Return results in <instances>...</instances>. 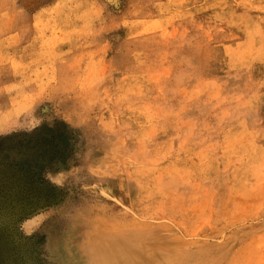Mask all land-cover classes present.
Here are the masks:
<instances>
[{
    "label": "rangeland",
    "instance_id": "374dc122",
    "mask_svg": "<svg viewBox=\"0 0 264 264\" xmlns=\"http://www.w3.org/2000/svg\"><path fill=\"white\" fill-rule=\"evenodd\" d=\"M98 235L264 264V0H0V264Z\"/></svg>",
    "mask_w": 264,
    "mask_h": 264
},
{
    "label": "bare ground",
    "instance_id": "6f19581e",
    "mask_svg": "<svg viewBox=\"0 0 264 264\" xmlns=\"http://www.w3.org/2000/svg\"><path fill=\"white\" fill-rule=\"evenodd\" d=\"M96 239H98L100 242H103V244H93V246L91 247V244L93 242H97ZM91 241L92 242L89 244L90 247H88L91 254L90 264H120L122 260L132 264L136 260H140V258H142L143 256V248L140 243L129 244L128 242H121L114 246L116 241L105 243L108 241V239L106 237H103V235H98V237H95L94 241ZM144 255H146V263L143 264H149L147 263V261L151 264H155L156 262L159 263L160 253L152 251L147 254L144 253Z\"/></svg>",
    "mask_w": 264,
    "mask_h": 264
}]
</instances>
